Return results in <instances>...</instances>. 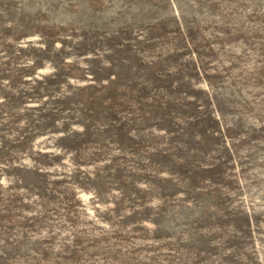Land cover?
<instances>
[{
    "label": "rangeland",
    "instance_id": "obj_1",
    "mask_svg": "<svg viewBox=\"0 0 264 264\" xmlns=\"http://www.w3.org/2000/svg\"><path fill=\"white\" fill-rule=\"evenodd\" d=\"M0 264H264V0H0Z\"/></svg>",
    "mask_w": 264,
    "mask_h": 264
},
{
    "label": "trees",
    "instance_id": "obj_2",
    "mask_svg": "<svg viewBox=\"0 0 264 264\" xmlns=\"http://www.w3.org/2000/svg\"><path fill=\"white\" fill-rule=\"evenodd\" d=\"M34 171L36 172L37 170H34ZM34 171H33V172H34Z\"/></svg>",
    "mask_w": 264,
    "mask_h": 264
}]
</instances>
